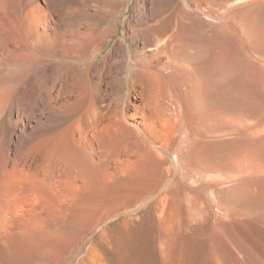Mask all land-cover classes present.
I'll return each instance as SVG.
<instances>
[{
  "label": "bare ground",
  "instance_id": "6f19581e",
  "mask_svg": "<svg viewBox=\"0 0 264 264\" xmlns=\"http://www.w3.org/2000/svg\"><path fill=\"white\" fill-rule=\"evenodd\" d=\"M0 264H264V0H0Z\"/></svg>",
  "mask_w": 264,
  "mask_h": 264
}]
</instances>
